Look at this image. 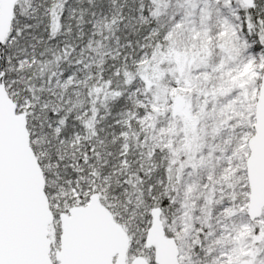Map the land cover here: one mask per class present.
<instances>
[{
    "label": "snow or ice",
    "instance_id": "snow-or-ice-1",
    "mask_svg": "<svg viewBox=\"0 0 264 264\" xmlns=\"http://www.w3.org/2000/svg\"><path fill=\"white\" fill-rule=\"evenodd\" d=\"M0 264H264V0H0Z\"/></svg>",
    "mask_w": 264,
    "mask_h": 264
}]
</instances>
